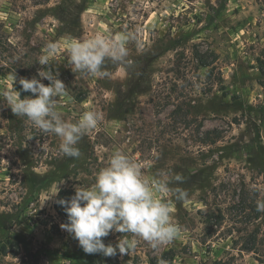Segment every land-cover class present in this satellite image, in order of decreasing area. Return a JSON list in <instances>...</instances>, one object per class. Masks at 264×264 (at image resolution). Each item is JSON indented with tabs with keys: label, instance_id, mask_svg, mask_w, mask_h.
Returning a JSON list of instances; mask_svg holds the SVG:
<instances>
[{
	"label": "rangeland",
	"instance_id": "1",
	"mask_svg": "<svg viewBox=\"0 0 264 264\" xmlns=\"http://www.w3.org/2000/svg\"><path fill=\"white\" fill-rule=\"evenodd\" d=\"M124 31L143 46L128 43L130 65L106 60V77L73 73L67 51L50 61L69 91L63 118L104 116L79 158L0 97V264H264V0H0V88L33 96L19 79L49 67L38 63L49 41ZM116 148L188 192L187 203L162 197L181 235L87 254L61 229L57 197L94 183ZM125 235L102 239L115 246Z\"/></svg>",
	"mask_w": 264,
	"mask_h": 264
},
{
	"label": "clouds",
	"instance_id": "2",
	"mask_svg": "<svg viewBox=\"0 0 264 264\" xmlns=\"http://www.w3.org/2000/svg\"><path fill=\"white\" fill-rule=\"evenodd\" d=\"M133 40L137 48L143 46L129 31L111 35L97 32L90 38L61 37L49 41L38 60L40 65L49 67L38 69L37 75L31 79H19L23 91L32 93L35 98L27 96L21 99L20 92L11 85L0 88V97L13 114L27 117L44 133L55 134L60 140L59 151L63 155L79 158V141L85 133L95 130L104 116L93 109L83 112L75 122L63 118L59 106L70 99L69 91L50 61L62 51H67L68 65L73 73L81 77H106L109 75L103 70L106 60L121 66L132 63L127 59V45ZM12 79L15 83L16 75ZM43 80L50 83L46 86ZM41 147L44 150L47 144ZM144 167V163L116 148L107 165L96 173L94 183L76 186L74 195L58 201L68 217V223L61 224V229L72 235L85 253L114 257L117 252L121 255L133 252L138 245L137 237L149 242L153 249L180 237L181 226L172 219L174 201L162 197L170 194L187 203L188 192L180 187L170 188L169 180L162 173L146 175L142 171ZM175 180L182 182L183 177L177 174ZM256 203L257 211L264 212V200ZM113 230L133 236L119 238L115 246L112 243L106 245L102 238L108 237ZM158 264L168 262L160 259Z\"/></svg>",
	"mask_w": 264,
	"mask_h": 264
},
{
	"label": "trees",
	"instance_id": "3",
	"mask_svg": "<svg viewBox=\"0 0 264 264\" xmlns=\"http://www.w3.org/2000/svg\"><path fill=\"white\" fill-rule=\"evenodd\" d=\"M20 94H22V90L21 87H19ZM75 194V190L72 188H63L60 190L58 197H57V203L55 205V209L57 211V213L60 215V217L62 218L63 224L68 223V217L67 214L65 212V209L63 206L59 205L58 201L61 199H69L72 195ZM3 252L7 253V250L5 248H3ZM11 254L14 256H17L19 254V249H14L11 251Z\"/></svg>",
	"mask_w": 264,
	"mask_h": 264
}]
</instances>
